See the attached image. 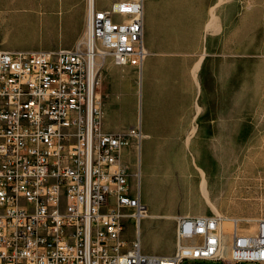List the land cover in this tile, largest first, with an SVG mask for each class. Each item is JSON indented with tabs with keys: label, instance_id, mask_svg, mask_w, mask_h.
<instances>
[{
	"label": "built area",
	"instance_id": "built-area-1",
	"mask_svg": "<svg viewBox=\"0 0 264 264\" xmlns=\"http://www.w3.org/2000/svg\"><path fill=\"white\" fill-rule=\"evenodd\" d=\"M145 55L143 0H87L73 48L0 50V264L264 262V220L249 234L219 213L178 215L173 252L142 251L147 205L122 160L141 128L102 129L100 72L107 57L140 71Z\"/></svg>",
	"mask_w": 264,
	"mask_h": 264
},
{
	"label": "rangeland",
	"instance_id": "rangeland-1",
	"mask_svg": "<svg viewBox=\"0 0 264 264\" xmlns=\"http://www.w3.org/2000/svg\"><path fill=\"white\" fill-rule=\"evenodd\" d=\"M107 1L95 0L97 6ZM152 1L149 0V3ZM209 1L212 5L215 0ZM219 1H215L214 19L215 25H219L218 30L214 27L215 31H209L205 24L208 56L202 92L197 99L202 107L201 114L196 123H188L183 131V135L187 136L192 125H196L194 134L188 138V143L186 137L158 140L156 134H150L141 138L139 149H136V141L132 140V144L124 148L122 160L128 168L130 183L137 182L149 213L211 214L215 213L214 206L224 216L241 218V227L253 233L257 221L264 220V0H237L241 21L235 43L229 37L233 15L228 9L232 0ZM147 2L145 0V5ZM190 10L188 5L186 11ZM187 23L185 35L190 37L192 28ZM55 27L54 24L30 18L5 20L0 23V43L20 50L33 46L45 48L52 45L50 40ZM102 70L108 80L111 73L108 66L102 67ZM145 72L144 64L138 85L142 120L149 115L150 102L156 108L162 106L157 96L153 98ZM118 78L123 84L120 88L121 102L129 113L133 104L137 103L133 88L137 85L136 79L129 72H121ZM107 80L103 85L104 102ZM130 83L133 87L129 86ZM217 111L219 119L216 118ZM217 125L219 131L224 132L223 137L214 134ZM225 155L229 161L225 160ZM213 157L215 161L211 160ZM223 157L225 164L220 165L218 160ZM237 158L239 160L231 165V161ZM246 158L247 163L244 162ZM164 159L167 160V170L160 172L158 161ZM203 179H206L205 186ZM161 185L170 192L166 194V199L160 193ZM203 187L208 189V198L201 192ZM249 218L254 219L247 220ZM251 224L255 227L247 229ZM174 230L173 218L157 215L143 217L139 224L142 251L157 255L172 253ZM123 236L128 243L134 239L135 224L132 219L125 220ZM195 264L225 263L221 260H199Z\"/></svg>",
	"mask_w": 264,
	"mask_h": 264
},
{
	"label": "crops",
	"instance_id": "crops-1",
	"mask_svg": "<svg viewBox=\"0 0 264 264\" xmlns=\"http://www.w3.org/2000/svg\"><path fill=\"white\" fill-rule=\"evenodd\" d=\"M113 1L115 0H108L97 6L94 0L95 6L98 8H107ZM188 5L191 8L189 12L186 11ZM209 7V0H153L151 3L148 0L146 5L145 0H143V44L146 55L141 70L138 71L132 65H116L109 57L103 62L102 67L108 66L111 72V76L108 75V80L103 70L100 73L101 125L105 132H127L129 128L139 124L142 133L141 138L150 134H156L155 138L158 140L186 137L183 135V131L186 129L185 125L196 123L201 114L202 107L197 99L202 92L205 60L208 56V46L206 45L208 31L205 30V24L209 19ZM228 10L233 15V20L229 26V37L231 36V42L235 43L236 35L240 32L238 24L241 21L237 0H232ZM86 14L87 0H0V23L9 19L30 18L34 21L56 26L54 35L50 40L52 45L45 48L33 46L22 50L73 48L83 38ZM187 22L192 28L190 37L185 35ZM0 50L20 49L5 47L0 43ZM151 57L154 58L150 60ZM200 57L196 77H193L194 67ZM144 64L146 65V81L153 98L157 96L160 103L165 98V101L171 103H169L170 106L169 104H162L156 108L150 102L148 105L149 115L142 120L138 85ZM121 72L132 73L137 83L134 87L132 83L129 84L130 87L134 88L137 97V103L133 104L129 113L121 102L120 88L123 84L118 78ZM105 79L109 83L105 94L107 98L104 102L103 85ZM194 80L198 82V86ZM195 102L201 107L199 112L196 111ZM216 116L219 119L218 111ZM220 117L223 118L221 115ZM159 125L160 127H158ZM216 131L214 134L217 137L219 135L223 137L224 132L219 131V125H217ZM260 264H264V262Z\"/></svg>",
	"mask_w": 264,
	"mask_h": 264
},
{
	"label": "bare ground",
	"instance_id": "bare-ground-1",
	"mask_svg": "<svg viewBox=\"0 0 264 264\" xmlns=\"http://www.w3.org/2000/svg\"><path fill=\"white\" fill-rule=\"evenodd\" d=\"M219 1V0H218ZM223 1V0H222ZM220 2V1H219ZM218 2V3H219ZM216 5H217V3H213L212 5H210V7H209V14H210V19H209V21L207 22V24H206V29L207 30H209V31H213L214 29V27H217V30H218V26L219 25H215L216 23L214 22V19H215V16H216V12H215V7H216ZM217 22V21H216ZM219 24V23H218ZM205 29V30H206ZM215 31V30H214ZM200 56H202V55H200ZM200 60H201V57H200V59L198 60V62L196 63V65H195V67H194V70H193V77H196V70L198 69V64L200 63ZM195 79H197V78H195ZM195 82H196V80H194ZM199 81V80H198ZM197 83V86H198V82H196ZM140 90V89H139ZM198 91V90H197ZM170 95H171V93H170ZM155 96V95H154ZM165 99V98H164ZM163 99V101H161V104H164V105H167V104H169V103H171V102H167V101H165ZM167 100V99H166ZM169 100V99H168ZM171 100V99H170ZM172 101V100H171ZM158 102H160V101H158ZM149 103V102H148ZM196 103V111L197 112H199V110H200V106L198 105V103L197 102H195ZM169 106H170V104H169ZM162 109H163V107H162ZM167 110V109H166ZM167 112V111H166ZM164 114H165V112H164ZM165 116V115H164ZM163 122V121H162ZM160 123V122H159ZM167 123V122H166ZM166 123H164V124H166ZM156 124V123H155ZM161 124V123H160ZM163 124V123H162ZM156 126V125H155ZM158 127H160V125L158 126ZM165 127V126H164ZM159 129V128H158ZM195 130H196V125H192V127H191V129H190V131H188V135L186 136V142L188 143V138H190L193 134H194V132H195ZM192 139V138H191ZM139 149V148H138ZM162 151V150H161ZM140 153V152H139ZM157 155V154H156ZM248 155H250V154H248ZM166 156V155H165ZM172 157V156H171ZM248 157V156H247ZM160 158V157H159ZM247 159L248 158H246V160H244V162L245 163H247ZM212 161H215V158L213 157L212 159H211ZM225 160L227 161L228 159H226V155H225ZM225 160H224V157L222 158V159H220V160H218L219 161V164L220 165H224L225 164ZM237 160H239V158H237L236 160H234V161H231V165L235 162V161H237ZM140 161V160H139ZM229 161V160H228ZM159 162V166H160V172H163L167 167L165 166V164H167V160L166 159H164L163 161H158ZM165 162V163H164ZM171 162V161H170ZM205 162H207V161H205ZM209 162H210V160H209ZM251 162H253V161H251ZM255 163V162H254ZM138 164H139V162H138ZM205 164V163H204ZM251 164V163H250ZM200 168V167H199ZM167 170V169H166ZM200 170H202L201 168H200ZM140 172V171H139ZM203 172V171H202ZM141 174V173H140ZM161 174V173H160ZM202 173H200V175H201ZM203 178H204V176H203ZM206 180V179H205ZM204 179L202 180V182L203 181H205ZM201 183V182H200ZM205 183V184H204ZM203 183V185L205 186L206 185V181ZM182 184V183H181ZM201 186H203L202 184H200ZM206 187H203V191H201V192H203L204 193V195L208 198V189L206 190L205 189ZM201 190H202V188H201ZM160 193L161 194H163V195H165V199L167 198V195L166 194H169L170 192H169V190L168 189H166L165 187H163L162 185L160 186ZM205 198V197H204ZM210 204V203H209ZM212 209H213V211L215 212V213H219V214H221L219 211H218V209L217 208H215L214 206H212ZM150 212V211H149ZM147 213V215L146 216H150V215H157V217L158 216H162L163 218L164 217H167V218H175L176 216H178V214H173V213ZM187 215H189V214H187ZM155 217V216H154ZM238 219H241V218H239L238 217ZM254 219V218H253ZM252 218L250 219H247V220H253ZM253 227H255V225L254 224H251L250 225V227H248L247 229H249V228H253ZM223 228H224V230L225 231H228L230 228H231V223L229 222V221H225L224 223H223ZM256 229V228H255ZM248 233V232H247ZM249 234H254V233H249Z\"/></svg>",
	"mask_w": 264,
	"mask_h": 264
}]
</instances>
